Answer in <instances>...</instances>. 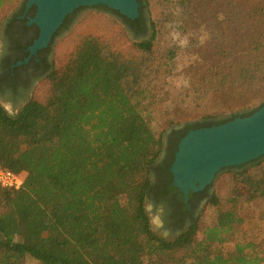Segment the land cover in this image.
<instances>
[{"label":"trees","instance_id":"16d2710c","mask_svg":"<svg viewBox=\"0 0 264 264\" xmlns=\"http://www.w3.org/2000/svg\"><path fill=\"white\" fill-rule=\"evenodd\" d=\"M137 1L134 20L96 5L120 22L88 17L64 60L52 58L23 106L11 114L0 104V164L26 172L20 189L0 187V264H26L27 255L39 264H264L260 242L237 240L231 251L221 248L243 221L239 202L264 197V155L220 170L231 174L233 193L223 207L218 193L208 195L203 211L214 208L211 224L203 225L199 213L171 240L151 228L145 204L167 131L151 127L141 80L152 64L153 8L160 0ZM11 2L0 0V31ZM145 7L152 34L130 40L122 25L145 34ZM77 11L53 36L69 27ZM104 23L115 28L112 34L102 29ZM238 69L233 82L240 80L244 88L264 75L259 63ZM263 104L221 120L202 116L183 122L179 137L168 141L171 157L190 129L250 115Z\"/></svg>","mask_w":264,"mask_h":264},{"label":"rangeland","instance_id":"374dc122","mask_svg":"<svg viewBox=\"0 0 264 264\" xmlns=\"http://www.w3.org/2000/svg\"><path fill=\"white\" fill-rule=\"evenodd\" d=\"M23 2L12 0L6 16L14 13ZM77 9L69 27L53 41L51 60L53 57L58 63L64 60L74 37L88 27V17L103 15L120 22L96 6ZM82 11V16L73 23ZM147 11L145 7L147 30L143 36L131 33L122 25L130 40L139 41L151 36ZM153 15L157 27L155 48L148 56L152 64L144 71L141 87L145 95V113L154 130L169 132L185 121L202 116L220 120L224 115L254 109L264 102V75L258 74L256 85L250 88L240 85V80L233 82L240 65L252 62L264 66V0H160L153 8ZM102 29L110 34L115 30L108 23H104ZM0 104L11 114L19 109L7 99L1 98ZM232 186L231 174L223 170L211 183L210 192L215 191L221 196L222 207L229 206L227 199L233 193ZM145 206L152 230L170 240L172 234L161 220L160 209L148 198ZM203 208L204 205L198 212L202 224H211L215 210L206 207L203 211ZM238 212L243 221L237 235L221 245L222 250L231 251L237 240H250L262 244L264 255V197L241 200ZM25 263L40 262L27 255Z\"/></svg>","mask_w":264,"mask_h":264},{"label":"water","instance_id":"95a60500","mask_svg":"<svg viewBox=\"0 0 264 264\" xmlns=\"http://www.w3.org/2000/svg\"><path fill=\"white\" fill-rule=\"evenodd\" d=\"M99 4L117 10L130 19L139 15L137 0H126L125 4L116 0H26L25 11L31 6L36 8L28 24H35L38 28V36L29 46L30 55L50 43L53 34L68 14L79 7L90 8ZM84 11L73 23L78 21ZM65 33L66 31L63 34ZM29 56L24 61H27ZM247 111H236L232 114ZM232 114L224 115L221 119L231 117ZM183 125L184 123H181L174 129ZM262 155L264 104L250 115L236 116L220 124L187 131L177 143L170 165L173 184L186 195L189 190H201L210 184L221 169L245 164Z\"/></svg>","mask_w":264,"mask_h":264},{"label":"flooded vegetation","instance_id":"af4514ba","mask_svg":"<svg viewBox=\"0 0 264 264\" xmlns=\"http://www.w3.org/2000/svg\"><path fill=\"white\" fill-rule=\"evenodd\" d=\"M35 9V6H31L25 11V3H22L4 22L0 31V99H7L18 108L28 100L36 82L49 71L52 43L56 37L52 36L46 47L30 55L29 46L38 36L37 26L28 24L29 18L35 14ZM124 26L131 33L143 36L135 26ZM28 56V60L24 61ZM181 129H184V125L177 129L175 135L170 132L166 134L163 151L155 162L151 175L153 188L147 197L160 209L161 220L172 234L170 240L184 232L192 223L211 193L212 183L201 190H189L186 195L173 184L170 165L175 152L172 158V147L168 141L170 138H178Z\"/></svg>","mask_w":264,"mask_h":264},{"label":"built area","instance_id":"2783aa9c","mask_svg":"<svg viewBox=\"0 0 264 264\" xmlns=\"http://www.w3.org/2000/svg\"><path fill=\"white\" fill-rule=\"evenodd\" d=\"M26 172H15L0 164V187L5 189H20L23 186Z\"/></svg>","mask_w":264,"mask_h":264},{"label":"bare ground","instance_id":"6f19581e","mask_svg":"<svg viewBox=\"0 0 264 264\" xmlns=\"http://www.w3.org/2000/svg\"><path fill=\"white\" fill-rule=\"evenodd\" d=\"M118 2H120L121 4H125L126 3V0H116Z\"/></svg>","mask_w":264,"mask_h":264}]
</instances>
